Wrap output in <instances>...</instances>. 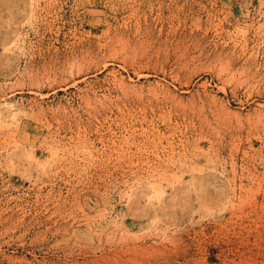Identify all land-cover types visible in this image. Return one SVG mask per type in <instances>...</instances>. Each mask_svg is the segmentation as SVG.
<instances>
[{
    "label": "rangeland",
    "instance_id": "374dc122",
    "mask_svg": "<svg viewBox=\"0 0 264 264\" xmlns=\"http://www.w3.org/2000/svg\"><path fill=\"white\" fill-rule=\"evenodd\" d=\"M0 264H264V0H0Z\"/></svg>",
    "mask_w": 264,
    "mask_h": 264
},
{
    "label": "bare ground",
    "instance_id": "6f19581e",
    "mask_svg": "<svg viewBox=\"0 0 264 264\" xmlns=\"http://www.w3.org/2000/svg\"><path fill=\"white\" fill-rule=\"evenodd\" d=\"M116 40V39H115Z\"/></svg>",
    "mask_w": 264,
    "mask_h": 264
}]
</instances>
